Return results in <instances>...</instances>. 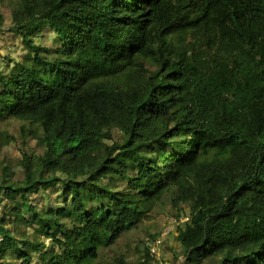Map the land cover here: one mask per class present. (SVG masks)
<instances>
[{"label": "trees", "instance_id": "obj_1", "mask_svg": "<svg viewBox=\"0 0 264 264\" xmlns=\"http://www.w3.org/2000/svg\"><path fill=\"white\" fill-rule=\"evenodd\" d=\"M4 2L28 52L0 73V124L36 126L41 153L0 169V264H103L168 193L180 264H264V0Z\"/></svg>", "mask_w": 264, "mask_h": 264}, {"label": "rangeland", "instance_id": "obj_2", "mask_svg": "<svg viewBox=\"0 0 264 264\" xmlns=\"http://www.w3.org/2000/svg\"><path fill=\"white\" fill-rule=\"evenodd\" d=\"M0 10L4 18L3 28L0 32V73L4 74L8 73L16 63L25 60L28 51L18 34L9 29L12 27L10 5L4 2L3 5H0ZM41 34L35 38V41L51 46L52 38H54L51 31L45 28ZM23 128L25 130L35 129L36 126L19 119H8L0 124V169L2 167L7 168L11 173V180H20L23 176V167L20 163L22 152L34 155L41 153V148L32 135L23 136ZM112 135L113 141L121 140V131L117 127L112 128ZM56 195L57 191L51 192L49 196L39 191L37 194H31L29 201L38 208L58 205L63 199L55 201ZM172 197V193L166 194L147 216L138 221L134 228L122 233L114 245L101 248L100 261L103 264H137L141 253L145 250L148 251L149 244L161 237L162 233L165 235L171 219L180 220L187 216V205L180 203L178 206H173ZM3 207H5L4 202L0 204V212H2ZM170 217L171 219L168 221ZM23 231L32 235V229ZM166 236L163 238L164 244L169 238H173L174 243H176V249L173 248L174 251H172L168 261L170 264H177L176 261H179L180 264L182 257L179 256L182 252L181 247L175 242L176 236L175 234H170L168 238ZM161 261L162 264L165 263L162 255Z\"/></svg>", "mask_w": 264, "mask_h": 264}, {"label": "built area", "instance_id": "obj_3", "mask_svg": "<svg viewBox=\"0 0 264 264\" xmlns=\"http://www.w3.org/2000/svg\"><path fill=\"white\" fill-rule=\"evenodd\" d=\"M170 218H168V221H169ZM188 220V217L185 216V218H182L180 220H177V219H171L169 221V224H168V228H166V232H165V235L162 233L161 237H158L157 239H155L154 241H152L150 244H149V247H148V251H147V254H148V257H149V262L151 264H162V261H161V255H162V252H163V247H164V237L166 236L167 238L169 237V235H174L175 232H176V226L182 222H185ZM167 221V223H168Z\"/></svg>", "mask_w": 264, "mask_h": 264}, {"label": "crops", "instance_id": "obj_4", "mask_svg": "<svg viewBox=\"0 0 264 264\" xmlns=\"http://www.w3.org/2000/svg\"><path fill=\"white\" fill-rule=\"evenodd\" d=\"M175 242H177V241H175ZM177 244H178V246H180L178 242H177ZM173 248L176 249V243H174L173 238H169L167 240L166 244H164V249L162 252V257H163V260L165 262L164 264H170L168 260L171 258V254L173 253L172 251H174Z\"/></svg>", "mask_w": 264, "mask_h": 264}]
</instances>
